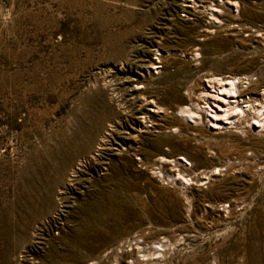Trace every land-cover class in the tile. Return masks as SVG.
<instances>
[{
  "label": "rangeland",
  "instance_id": "374dc122",
  "mask_svg": "<svg viewBox=\"0 0 264 264\" xmlns=\"http://www.w3.org/2000/svg\"><path fill=\"white\" fill-rule=\"evenodd\" d=\"M224 76L264 101V0H0L2 264H264V137L209 124Z\"/></svg>",
  "mask_w": 264,
  "mask_h": 264
},
{
  "label": "bare ground",
  "instance_id": "6f19581e",
  "mask_svg": "<svg viewBox=\"0 0 264 264\" xmlns=\"http://www.w3.org/2000/svg\"><path fill=\"white\" fill-rule=\"evenodd\" d=\"M213 80L216 81L218 84H220V88L214 96L217 100H219V102L214 103L215 106L217 107V110L211 112L213 116V120H209V124L212 127H214V129L217 130L224 128L227 129L228 125L232 124V120L236 115L242 114L244 117H246L247 115L252 114V118H250L252 119V122L248 125V128L254 131L256 135H258L259 137H264V117H262V110L264 108L261 110L264 102L263 97L257 93H253L248 97L243 90V84L245 83V81L240 77L239 78L235 76L213 77ZM212 81L208 80L207 82L212 88H215L216 83ZM203 90L207 94L208 91L205 90V88H203ZM201 98L202 101L204 100V105L212 109V107L210 106V102L208 101V98L206 96H201ZM198 105L199 104L195 103L193 105V108L189 106L186 109L180 108L177 111L179 114L183 116H187L188 118H192V119H194V117L199 118L200 112L198 110ZM199 108H201V106H199ZM244 120L242 121L244 122ZM255 128H257L256 131ZM236 147L244 148L240 143H238ZM221 151L219 152L212 151V153L215 155H220ZM182 160L186 162L184 158ZM218 172H219L218 169L217 171H215L214 169L213 171L210 172L209 176H207L206 179H210ZM228 206L229 205H226L225 207H223V209L227 208ZM154 249H157V247H154ZM2 263H3V259L0 256V264Z\"/></svg>",
  "mask_w": 264,
  "mask_h": 264
}]
</instances>
